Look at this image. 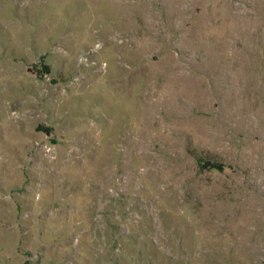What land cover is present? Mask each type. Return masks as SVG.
<instances>
[{
	"label": "rangeland",
	"instance_id": "obj_1",
	"mask_svg": "<svg viewBox=\"0 0 264 264\" xmlns=\"http://www.w3.org/2000/svg\"><path fill=\"white\" fill-rule=\"evenodd\" d=\"M0 264H264V0H0Z\"/></svg>",
	"mask_w": 264,
	"mask_h": 264
}]
</instances>
